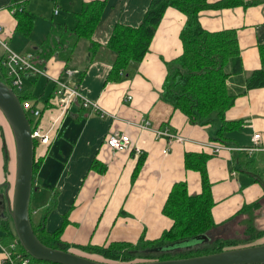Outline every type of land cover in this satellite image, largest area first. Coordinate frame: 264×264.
I'll return each instance as SVG.
<instances>
[{
	"label": "crops",
	"instance_id": "crops-1",
	"mask_svg": "<svg viewBox=\"0 0 264 264\" xmlns=\"http://www.w3.org/2000/svg\"><path fill=\"white\" fill-rule=\"evenodd\" d=\"M30 1L27 9L36 15L34 0ZM94 1L105 2V6L92 36L100 47L92 58L89 42H75L70 31L74 27V14L80 13L85 3ZM149 1L69 0L63 22L57 28L53 26L44 39L35 41L33 36L37 32L32 31L27 37L17 31V21L9 10L11 0H0L2 38L14 52L36 56L49 76L26 75L24 86L19 90L35 97L24 108L49 134L51 141L48 145L37 142L35 148V161H40V166L34 178L32 220L35 217L36 225L45 222V232L50 235L62 229L63 245L96 260L99 259L84 249L110 243L135 245L141 239L153 241L172 225L162 215L171 187L185 182L189 194L200 193V174L185 170L184 155L202 153L209 155L205 169L214 202L212 217L219 225L214 231L225 232L228 237L224 240L252 241L250 246L264 244V87L248 90L244 84V79L261 68L259 47L264 45V0H245L256 4L208 10L199 17L204 30L234 29L238 39L243 72L227 81L229 91L236 98L225 118L243 124L239 130L223 135L225 143L213 141L214 126L191 124L184 114L161 99L167 73L165 64L182 53L179 34L186 17L177 10L165 11L148 53L140 64L132 66L125 80L108 82L114 55L106 43L113 26L137 27ZM217 1L208 0L211 4ZM59 6L58 2L55 16H60ZM36 23L37 19L35 30ZM62 34L67 44L56 49L55 41ZM5 56L4 50L0 57ZM68 71L73 72L71 76ZM51 79L79 86L99 109L83 108L76 103L64 111L56 94L57 85ZM40 80H45L44 87ZM128 96L131 100H127ZM34 112H39V116ZM146 121L149 126L141 128ZM156 130H168L183 137L185 142L156 137ZM112 133L129 137L131 144L126 151L109 150L106 139ZM256 134L258 148L249 152L246 149L254 145L252 139ZM205 143L221 144L225 149L213 153L201 148ZM141 158V166L134 175ZM16 174L15 136L0 110V197L4 203L0 213L5 215H9L8 199L11 201L13 197ZM256 201L259 208L254 211L253 226L262 235L247 240L243 226L246 216L237 213L243 205ZM230 230L233 232L229 236ZM4 236L0 232V237ZM206 236L209 243L212 238ZM0 264H6L1 249Z\"/></svg>",
	"mask_w": 264,
	"mask_h": 264
},
{
	"label": "trees",
	"instance_id": "trees-1",
	"mask_svg": "<svg viewBox=\"0 0 264 264\" xmlns=\"http://www.w3.org/2000/svg\"><path fill=\"white\" fill-rule=\"evenodd\" d=\"M58 6L59 0H52ZM29 0H11L9 10L16 9L13 17L17 21V31L24 36H30L37 16L27 9ZM256 3L245 0H219L209 3L208 0H150L148 7L137 27L115 24L112 33L106 43V48L113 53L111 70L108 82L117 83L125 80L126 74H130L133 65L142 62L149 51V46L154 37L165 11L172 8L186 17L180 31L179 40L182 44V53L179 57L166 63L167 73L162 84L161 99L168 102L174 110L184 114L191 124L200 126H214L216 137L213 141L225 143V133L239 130L242 121L231 122L225 118V113L234 105L235 95L227 86L229 77L243 72L240 58V50L236 31L226 29L217 32H209L202 28L200 14L208 10H223L237 7L253 6ZM105 2L94 1L85 3L80 13L74 14V27L71 33L76 38L75 42L87 40L89 52L92 58L99 50V45L92 40L96 25ZM23 7L22 11L19 8ZM69 32V31H68ZM71 35L70 33H68ZM65 34L56 40L57 48H64L67 44ZM261 68L253 71L244 84L246 89L264 87V45L259 47ZM3 57H0V80L13 89L25 107V103L34 99L27 91H17L2 66ZM56 85V84H55ZM32 110V109H28ZM32 130L39 123L32 121L27 112ZM35 113V112H34ZM37 142H35V146ZM209 155L186 153L184 155L185 170L196 171L201 178V191L198 194L188 193L185 182L175 183L167 196L162 208V215L171 220L172 225L165 230L158 239L143 241L135 245L129 243H110L103 247L89 246L84 250L88 255L95 256L99 260L80 255L82 257L107 264H134L156 260H170L202 256L239 248L242 242L232 240L214 239L209 243H202V247H190L178 251L154 252L155 249L167 248L171 245L184 244L198 236L207 235L219 225L215 224L212 217L214 205L210 183L206 175L205 165ZM143 159H139L136 175ZM40 161L34 162V178L39 169ZM33 196V194H32ZM259 208L256 201L250 205H243L238 214L246 216L243 222L244 236L247 240H254L262 235L253 226L254 211ZM33 210L31 209V216ZM33 229L39 240L46 246L69 251V247L60 242L62 229L54 234L45 232V222L36 225L32 220ZM0 232L5 234L1 238L6 247H10L17 241V249L26 256H30L20 244L13 220L10 215L0 217ZM153 251L151 253H148ZM76 254V253H74ZM177 257V258H175ZM53 264L41 262L32 258V264Z\"/></svg>",
	"mask_w": 264,
	"mask_h": 264
},
{
	"label": "water",
	"instance_id": "water-1",
	"mask_svg": "<svg viewBox=\"0 0 264 264\" xmlns=\"http://www.w3.org/2000/svg\"><path fill=\"white\" fill-rule=\"evenodd\" d=\"M0 110L8 120L17 147V174L14 199H8L9 215L14 224L17 238L33 258L53 264H107L91 260L80 255L54 249L44 245L37 237L31 216V200L34 192L35 141L32 138V127L28 115L15 91L0 80ZM3 197H0V209L3 208ZM0 217H6L0 213ZM194 241L208 243L206 235L198 236ZM191 240V241H192ZM185 244V243H184ZM176 246L175 250H171ZM190 248L183 244L155 249L154 252L177 251ZM150 251L148 253H151ZM134 264H264V244L234 248L217 253L170 260H156Z\"/></svg>",
	"mask_w": 264,
	"mask_h": 264
},
{
	"label": "built area",
	"instance_id": "built-area-1",
	"mask_svg": "<svg viewBox=\"0 0 264 264\" xmlns=\"http://www.w3.org/2000/svg\"><path fill=\"white\" fill-rule=\"evenodd\" d=\"M23 7L19 8V11H22ZM16 12V9L12 10V15ZM59 13V9H56V14ZM4 33V27L0 26V47L5 50L6 56L3 59L2 66L5 69L7 76L9 77L12 86L15 90L19 91L24 86V80L26 75H33L36 77H49L45 70H43L42 65L38 62V59L34 55H25L14 52L7 42L2 38ZM72 71H68V75H72ZM57 85L56 94L60 98V107L66 111L68 107L73 104L80 103L83 108L98 110V104L95 101H92L84 95L79 86H72L58 79H51ZM127 100H131V97L128 96ZM36 116H39V112H35ZM149 122L146 121L140 126L141 128H147ZM156 137H167L170 141L177 143H184L185 139L179 135L171 134L168 130H156ZM32 138L35 142H38L41 145L50 144V136L48 133H45L41 127H37L32 130ZM259 139V135L256 134L253 136L254 145L249 149H246L249 152H252L258 148L255 143ZM131 144L129 137L125 134L112 133L106 139V146L109 150L113 152H123L126 151ZM203 149H210L213 153H219L221 150L225 149V146L221 144L205 143L201 146ZM137 150V149H136ZM0 249L4 255V262L6 264H32V257L26 256L17 249V241H15L10 247H6L0 237Z\"/></svg>",
	"mask_w": 264,
	"mask_h": 264
},
{
	"label": "rangeland",
	"instance_id": "rangeland-1",
	"mask_svg": "<svg viewBox=\"0 0 264 264\" xmlns=\"http://www.w3.org/2000/svg\"><path fill=\"white\" fill-rule=\"evenodd\" d=\"M68 1L69 0H59V5L61 6V9H60L61 13H60V16H55L54 15L55 6H54V3L52 0H34L35 6H36L35 12L37 15V23H36L37 27H36V30H35V28L33 30V31L37 32V35L33 36L35 41H40V40L44 39L45 35L47 33L49 34V32H51V30L53 29V26H56V28H57L58 24H61L63 22V18L67 12V9L65 6H66ZM60 6H59V8H60ZM29 9H30V7H29ZM32 33H34V32H32ZM3 51L4 50L0 47V54H3ZM44 81L45 80H40L41 87H44L43 86V85H45ZM29 117L32 121H35L34 117L31 114H29ZM12 196H13L12 197V200H13L14 199V192H13ZM33 220L34 221L36 220L35 217L33 218ZM214 230L209 231L207 234V235L211 236V238H212L211 241L214 240L215 238L224 240L225 237H228L227 235H225L226 233L223 232L222 230H219V232L214 231ZM232 232H233V230H230L227 234L230 236L232 234ZM200 242L201 241H194V240L189 241V242H185V244H183V247L186 245H189L191 247L199 246V248H200L203 246ZM252 243H253L252 241H249V242L243 241L239 246L246 247V246H250V244H252ZM175 249H176V246H174L171 250H175ZM223 251H225V250H223ZM175 258H177V257H175Z\"/></svg>",
	"mask_w": 264,
	"mask_h": 264
}]
</instances>
